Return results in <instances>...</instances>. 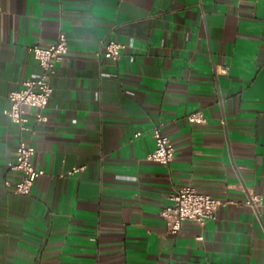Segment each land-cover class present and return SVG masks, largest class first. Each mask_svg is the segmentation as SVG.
<instances>
[{
  "label": "crops",
  "instance_id": "crops-1",
  "mask_svg": "<svg viewBox=\"0 0 264 264\" xmlns=\"http://www.w3.org/2000/svg\"><path fill=\"white\" fill-rule=\"evenodd\" d=\"M61 33L45 121L22 132L8 95ZM156 128L168 166L146 160ZM21 142L44 172L30 195ZM189 186L233 203L171 234L161 210ZM0 264H264V0H0Z\"/></svg>",
  "mask_w": 264,
  "mask_h": 264
},
{
  "label": "built area",
  "instance_id": "built-area-1",
  "mask_svg": "<svg viewBox=\"0 0 264 264\" xmlns=\"http://www.w3.org/2000/svg\"><path fill=\"white\" fill-rule=\"evenodd\" d=\"M123 46L114 41L106 44L105 57L117 60ZM69 50L68 39L61 33L57 42L46 47L33 45L28 51L38 61L40 71L37 75L28 78L21 87L10 92L8 98L10 107L3 113L11 122L16 124L20 131L29 132L33 124L45 121L44 110L54 92L52 79L56 74L57 64L64 58ZM228 73V68H225ZM190 124H202L206 120L201 112H195L187 116ZM137 133L135 137H139ZM156 147L153 152L146 156L149 162L168 166L174 160L175 149L171 140L161 133L159 128L153 131ZM35 148L25 142H21L17 148L16 161L9 165L10 170L21 173V178L14 185V192L19 195H30L38 179L44 175L43 171L36 170L32 164V156ZM9 187L11 182L6 180ZM171 204L161 210V216L166 222L168 232L178 234L185 221L191 220L204 224L217 217L222 207L233 203L231 200H220L210 195L201 193L189 186L175 192L171 197ZM239 205L247 206L254 212H258L262 205V196L256 193H248L244 201Z\"/></svg>",
  "mask_w": 264,
  "mask_h": 264
}]
</instances>
